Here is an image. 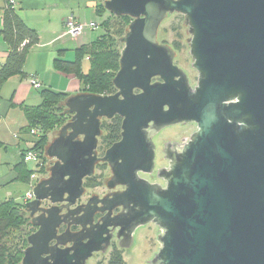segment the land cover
Listing matches in <instances>:
<instances>
[{
	"label": "water",
	"instance_id": "obj_1",
	"mask_svg": "<svg viewBox=\"0 0 264 264\" xmlns=\"http://www.w3.org/2000/svg\"><path fill=\"white\" fill-rule=\"evenodd\" d=\"M104 5L117 17L132 18L120 39L117 91L66 99L72 117L45 149L54 160L50 176L25 204L38 230L28 236L21 264H87L95 252L107 250L110 226L120 227L129 247L135 230L149 223L162 231L151 264H264V0ZM175 13L184 16L191 35L195 87L174 63V50L158 41L162 23ZM156 77L162 81L152 82ZM116 115L122 118L121 139L98 158L102 120ZM191 123L198 129L181 150L164 151L169 166L158 177L166 185L140 177L155 170L153 136ZM98 161L111 168L108 188L125 190L76 206ZM47 200L55 206L43 207ZM117 207L123 210L112 218ZM96 211L107 212L102 224L93 225ZM74 216L82 230L59 236L58 227ZM67 243L73 246L61 248Z\"/></svg>",
	"mask_w": 264,
	"mask_h": 264
},
{
	"label": "trees",
	"instance_id": "obj_2",
	"mask_svg": "<svg viewBox=\"0 0 264 264\" xmlns=\"http://www.w3.org/2000/svg\"><path fill=\"white\" fill-rule=\"evenodd\" d=\"M5 8L2 15L0 37L8 46V55L0 66V99L3 85L12 77L27 78L25 65L30 50L39 44V33L29 27L19 15L12 0H4ZM96 14L103 17L100 27L104 33L74 50L75 59L65 60L60 56L53 62L54 69L69 77L76 78L81 84V92L95 95H112L117 89L113 83L120 69V58L123 44L120 39L126 34L132 18L117 17L109 13L104 3L97 6ZM87 60L89 68L83 70V62ZM41 103L37 106L24 105L23 111L27 124L23 128L30 135L31 130L41 129L42 135L35 144L21 153V161L15 166L17 181L29 184L31 176L36 172L35 164L25 161L29 150H35L43 162L48 161L45 149L49 143V133L64 125L72 115L65 112V101L70 94L44 88L38 89ZM122 118L118 115L110 120H102L101 145L103 149L111 146L121 138ZM39 151V152H38ZM41 161V163H42ZM47 172L46 165L41 168ZM25 202L6 199L0 202V264H21L24 250L28 247V236L34 229L31 217L25 208ZM108 264H125L121 256L113 257Z\"/></svg>",
	"mask_w": 264,
	"mask_h": 264
},
{
	"label": "crops",
	"instance_id": "obj_3",
	"mask_svg": "<svg viewBox=\"0 0 264 264\" xmlns=\"http://www.w3.org/2000/svg\"><path fill=\"white\" fill-rule=\"evenodd\" d=\"M12 1L24 22L39 33L40 42L38 45L34 46L28 54L25 65V73L28 77H12L3 85L1 90L0 188H7L14 181H17L15 166L21 161L22 151L32 147L30 135L25 133L23 130L27 122L22 107L24 105L35 106L33 104H29V102L34 101V103L38 102L40 104L42 99L38 90L30 84L31 77L37 78L42 83L44 88H51L56 91L61 90L70 94V96L79 92L81 87L80 82L74 77L65 76L57 72L54 69L53 62L58 56L63 58L68 49L71 48L75 50L76 48L89 43V33H85V35L78 40L65 35L66 19L74 17L76 21L85 23L96 21L99 19L96 14L97 6L105 2V0ZM4 8L5 2L4 0H0V28L2 27V15ZM91 41L92 40H90V42ZM7 55L8 46L4 42L3 38L0 37V66L5 62ZM34 56H37V65L31 68V73H29L27 68L31 65L28 62H30V59ZM54 74L57 77H53ZM56 78L57 81L55 80ZM18 119L19 122L16 121ZM17 126L20 127V131L17 130ZM10 137H12L13 140L17 139L16 148L19 153V161L12 167V169L5 170L2 168V152L7 151L10 141L12 140ZM20 142L25 144L26 149H21ZM27 186L28 184H26V187ZM27 188L29 189V186ZM11 196L13 197L12 194H8L6 199H11L8 198ZM23 201L24 195L21 202Z\"/></svg>",
	"mask_w": 264,
	"mask_h": 264
},
{
	"label": "rangeland",
	"instance_id": "obj_4",
	"mask_svg": "<svg viewBox=\"0 0 264 264\" xmlns=\"http://www.w3.org/2000/svg\"><path fill=\"white\" fill-rule=\"evenodd\" d=\"M108 16H109V14H105L103 17H99L98 20L91 21V22H95L97 24L98 28L95 30L85 31L82 35H80L79 37L74 38V39L78 40L83 35H85V33H89L88 42H90V40H94L95 38H97L98 36L103 34L104 30H102V28L100 27V22L102 21V19H100V18L105 19ZM184 21H185L184 16L181 14L175 13V14L169 15L168 18L162 23V25L160 27L158 39L160 42H165L168 44L174 43V44H176V46H178L177 47L178 48V54L176 56V64L188 74V77H189L190 82H191V86L195 87L197 85V82H198V73L193 67V60H192V57L190 55V47H189V40L191 39V35L189 34L188 27L184 24ZM87 23H89V22H87ZM36 57L37 56H34L33 58L30 59V62H28L31 65V66H29V68H27V71L29 73H31V71H30L31 68H33L34 66L37 65V58ZM63 58L65 60H68V61L74 60L75 59L74 49H71V48L68 49L65 52V55L63 56ZM38 65H39V63H38ZM88 68H89V63L87 60H84V62H83L84 72H87ZM53 77H57V76H55V74H54ZM55 80L57 81V78ZM61 92H63V91H61ZM78 93H81V87H80V90ZM38 96H39V94H38ZM29 104H33V105L37 106V104H39V103L38 102L34 103V101H32V102L30 101ZM16 121L19 122V119ZM26 122H27V120H26ZM26 124H25V126H26ZM61 127H59L58 129L49 133V135H48L49 143L57 136ZM17 130L20 131V127H18ZM194 130H195V126H192V124H184V125L177 124V125L166 127L162 131H160L154 138V142L156 143L157 150H158L157 156H156L157 167H163V166L167 165V160L164 159V156L162 154V151H163L162 147L164 146L165 143L168 142V140H166V139H168L169 137H172L174 140L179 141L183 135H185V137L186 136L188 137ZM41 135L42 134L32 135V133L30 132V139L32 142L31 143L32 146L35 144V142H36L35 140L40 138ZM10 138L12 140L10 139L11 141H10V145L8 146L7 151L2 152V164H3L2 168L5 170L6 169H12V167L15 166V164L19 161V153H18L17 148H16L17 139H14L15 140L14 141L12 137H10ZM171 142H173V141L171 140ZM20 146H21V149L25 148V144L22 142H20ZM29 151L37 152L35 150H29ZM53 162H54V160H51L50 158H48V161L46 163L42 161V164L39 167H36L37 170L31 176V181L28 184L29 189L27 188L28 186L26 187L25 183L20 182V181H14L7 188H0V200L1 201L5 200L7 198L6 196H8V194H12L13 197L11 196L8 198H14L18 202H21L23 195H24V202H25L26 193L30 190V188L32 186L35 187L36 184L40 180H42L43 177H46L49 175V168L51 167ZM43 165H46L47 172L41 171L42 170L41 168L43 167ZM30 167H33V165L30 164ZM97 173H102V171L101 172L97 171ZM34 175H35V177L32 180V177ZM145 178L149 179L148 177H145ZM158 180L157 181L159 183H162V181L160 179H158ZM103 191H104L103 189H99L97 192L99 194H102ZM85 198L86 197H84L83 200H85ZM28 231H34V229L29 228ZM161 234H162V231H161L160 227H158L154 223H149L147 225H143V226L138 227L137 230L134 232V235H133V245H132L131 249L126 251V253H124L125 264H151V261L157 255V253L159 252V250L162 246L160 239H159V235H161ZM99 260H100V258H96L95 260L91 259L88 262V264H98Z\"/></svg>",
	"mask_w": 264,
	"mask_h": 264
},
{
	"label": "flooded vegetation",
	"instance_id": "obj_5",
	"mask_svg": "<svg viewBox=\"0 0 264 264\" xmlns=\"http://www.w3.org/2000/svg\"><path fill=\"white\" fill-rule=\"evenodd\" d=\"M158 37H159V34H158ZM158 41H159V39H158ZM159 43L160 44H166V45L170 46L174 50V52H175L174 63L176 64V56L178 54V48H177L178 46H176V44H174V43L173 44H168V43L160 42V41H159ZM157 81H162V80L159 77H156V78H154L152 80V82H157ZM191 124H192V126H195V130L188 137L187 136L186 137H182L177 142H169V143L167 142V143L164 144V146L162 147L163 148L162 154L164 156V159H165L164 151L166 150V148L170 147V149L173 150L174 152L180 151L181 148L183 147V145L186 142H188L190 137L197 131V129H198L197 124H195V123H191ZM157 134H155L153 136V141H154V138H155V136ZM120 139L118 141H120ZM100 141H101V137L99 138V142H98V146H97V150H96L98 158L104 157L106 151L113 144L118 142L117 141V142L113 143L111 146L103 149ZM155 145H156V143H155ZM157 151L158 150H157V145H156V156H157ZM168 166H169V161H167V165L166 166L157 167V165H156V157H155V170H154V172L152 174H144V173L140 172L139 176L144 178V179H147L145 177H148L149 179H147V180L150 181L151 183H158V184H162L163 186H165L166 183L163 182V180H161L158 177V172L162 168H168ZM97 171H100V172L102 171V173H97ZM49 176H50V174L48 176H46V177H43L42 179H47V178H49ZM111 176H112V173H111V168H110L109 164L106 163V162L98 161L96 163V166H95L94 176L84 179L83 185L85 187V194L77 202L76 206H78V205H83V206L87 205L89 203L90 199L93 196H98L99 199H103L106 196L111 195L112 193L124 191L125 190L124 186H117L115 189H111V190L108 188V183L110 181ZM158 179H160L162 181V183H159ZM99 189H103L104 190L102 194H99L97 192ZM84 197H86L85 200H83ZM61 205H64V204L63 203L56 204V206H61ZM42 206L45 207V208H51L52 206H55V204H52L51 201L47 200V201L43 202ZM95 207L96 208H100V207H102V204L98 203V205H96ZM122 210H123L122 207L115 208L112 211L111 217L114 218L115 216L120 214L122 212ZM65 212H66V210L64 209L62 211V213H65ZM106 215H107V212L101 213L99 211H96L94 213V216H93V219H92L93 225L102 224L103 223L102 218L105 217ZM31 221H32V218H31ZM78 222H79L78 216H74L73 218H71V220H69L68 223L67 222L61 223V225L58 227V230H57L58 235L62 236V235L67 234V233L68 234H75V233L80 232L82 230V226L81 225H77ZM37 230H38V227L34 226L33 233L36 232ZM119 233H120V227L114 228L113 225L110 226L107 229V233L105 234V237L108 234L110 235L109 236V246H108L107 250L105 252H102V251L95 252L93 254V256L87 261V264H88V262L91 259L95 260L96 258H100V260L98 261V264H105V263L108 264L113 257H117L118 255L121 256L123 258L124 262H125L124 253H126V251L131 249V247L133 245V241L130 244V246L127 247L126 246L127 241L124 239V236H119ZM133 235H134V233H133ZM53 244H55V241L51 243V245H53ZM72 246H73V243H67L65 246H61V248L66 249V248H70Z\"/></svg>",
	"mask_w": 264,
	"mask_h": 264
},
{
	"label": "built area",
	"instance_id": "obj_6",
	"mask_svg": "<svg viewBox=\"0 0 264 264\" xmlns=\"http://www.w3.org/2000/svg\"><path fill=\"white\" fill-rule=\"evenodd\" d=\"M13 3V2H12ZM98 26L95 22H89V23H84V22H79L74 19V17H69L65 21V35L71 37V38H77L80 35H82L85 31L88 30H95L97 29ZM30 84L35 88V89H40L42 86V83L35 77H31L30 79ZM32 135H40L42 133L41 129H33L31 130ZM25 161L28 162L29 164H35V167H39L41 163V159L39 157V154L34 151H29L25 155ZM35 177V175L32 177ZM32 186L30 190L26 193L25 196V203L28 201H31L34 196H33V188Z\"/></svg>",
	"mask_w": 264,
	"mask_h": 264
}]
</instances>
